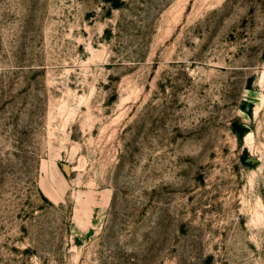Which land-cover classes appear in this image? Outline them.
<instances>
[{"label": "rangeland", "instance_id": "1", "mask_svg": "<svg viewBox=\"0 0 264 264\" xmlns=\"http://www.w3.org/2000/svg\"><path fill=\"white\" fill-rule=\"evenodd\" d=\"M0 264H264V0H0Z\"/></svg>", "mask_w": 264, "mask_h": 264}]
</instances>
